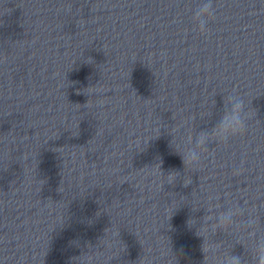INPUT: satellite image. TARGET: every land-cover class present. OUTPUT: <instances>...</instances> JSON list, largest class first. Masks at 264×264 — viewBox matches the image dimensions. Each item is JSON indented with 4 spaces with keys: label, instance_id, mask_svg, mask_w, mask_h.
Here are the masks:
<instances>
[{
    "label": "clouds",
    "instance_id": "1",
    "mask_svg": "<svg viewBox=\"0 0 264 264\" xmlns=\"http://www.w3.org/2000/svg\"><path fill=\"white\" fill-rule=\"evenodd\" d=\"M215 11L213 0H204L197 7L192 17L196 25L193 31L210 35L212 30L208 27V24L210 20L214 19ZM161 55L166 54L161 53ZM245 96V94L241 95L235 90L227 95H223V109L218 121L211 128L201 129L195 132L194 135L189 134L182 150H177L171 141L174 150L181 157L184 172L189 167L194 172L198 171V166L202 160V153L209 150L208 145L210 143L227 145L230 138L242 136L247 131L248 122L251 119L249 113L251 101L246 100ZM244 163L241 160L239 166L233 167L232 174L234 176H240L246 171ZM155 166H157V173L165 178L163 187L165 184L175 185L177 179L180 177V172L170 171L165 175L159 163L155 164ZM191 183L192 179L184 176L183 186L187 187ZM177 208L172 209V215ZM199 209L192 207L193 212L199 211ZM203 209L205 215L200 217L199 220L189 217L186 221L188 229H195V235L202 238V264H209L210 260L215 261V264H264V224L261 223V217L264 216V213L261 211L264 209V200H261L255 207H249V203L244 200L242 204L240 201H236L227 204L226 207L220 205L213 207L209 204L207 207H203ZM228 230L242 233L241 239L250 242V246L238 240L232 244L229 250L220 254L223 244L215 240L214 237L219 232L227 234ZM235 244L243 245L245 255L233 254L232 248Z\"/></svg>",
    "mask_w": 264,
    "mask_h": 264
}]
</instances>
